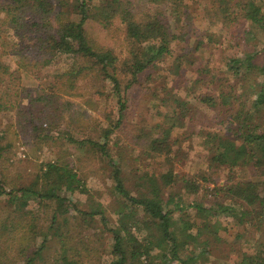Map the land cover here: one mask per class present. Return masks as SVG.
<instances>
[{
  "label": "trees",
  "instance_id": "trees-1",
  "mask_svg": "<svg viewBox=\"0 0 264 264\" xmlns=\"http://www.w3.org/2000/svg\"><path fill=\"white\" fill-rule=\"evenodd\" d=\"M189 1H0V13L6 16L0 19V39L4 42L6 33L16 38L12 49L16 58L14 68L2 61L5 52H0V87L8 92L7 100L0 98V112L13 110L21 114L17 125H27L39 145L52 139L54 143L60 142L62 152L66 149L71 153L69 158L62 156L41 164L38 175L26 187L8 190L0 177V198L7 199L17 216V220L9 224L7 220L0 226V264H84L90 240L85 241L82 233L94 227L98 218L102 231L110 238L112 259L104 264H153L156 251L164 264H199L202 256L209 254L206 241L199 256L189 255L184 259L182 251L189 245L195 247L206 233L220 241L218 233L227 219L238 227L244 226L238 238L244 239L248 232L259 236L253 253L242 251L243 245L238 243L241 264H264V47L234 56L225 55L227 47L222 48V57L214 67L203 69L200 59L189 50L191 42H198L195 53L208 50L218 43L215 40L218 34L198 32ZM211 4L216 7L218 21L226 31L245 26L246 42L258 34L264 35V0H211ZM94 23L107 31L122 30L129 47L126 60L120 63L113 50L96 45L88 33V25ZM184 43H188L184 53L175 55V47L181 48ZM167 59H173L169 69L173 78L163 90L172 111L150 134L139 130L133 143L144 148L142 151L148 157L170 158L178 144V139L172 137L173 129L183 127L188 112L194 108L188 98L196 99L194 92L182 100L174 91L184 84L183 64L189 60L191 64L200 62V76L194 83L197 86L207 83L215 88L212 93L200 95V102L212 110L221 108L231 118L227 133L217 130L201 133L210 144L206 151L208 170L216 175V171L227 169L228 174L224 183L206 187L205 197L211 199L207 207L194 202L187 204L179 193L164 197L163 191L182 182L185 193L195 196L203 189V183L211 182L205 175H199L201 183L192 177L179 179L173 171L160 176L144 173L131 184L137 188V195H132V187L127 186L129 176L123 171L122 149L117 156L113 151L120 141V138L113 140V135L123 126L127 110L122 78L127 79V91L140 83L142 76L151 80L147 72L159 69ZM59 60L67 63V67L56 70L48 86L22 85L24 75L38 80L45 69ZM224 67L229 74L222 77L220 72ZM87 78L100 83V91L111 87L118 100L117 120H111L98 139L84 135L78 124L81 120L78 116L83 113L74 111V104L68 99ZM259 78L263 81L256 83ZM250 95L253 96L249 98ZM41 115L45 118L40 119ZM3 139L0 137V142ZM2 151L0 146V156ZM88 151L98 155L110 170L113 192L129 210L116 214L119 220L126 218L128 222L122 220L109 226L104 206L92 201L93 196L75 163L80 161L81 153ZM244 171H250L252 176H242ZM77 195L86 196V209ZM31 204L37 208H30ZM188 209H196L204 219L195 235L186 233L194 224L173 217L175 213L185 214ZM71 220L78 221L80 226L73 229ZM143 232L145 235H141ZM8 236L9 241L16 243L14 253L8 251L7 245L3 247ZM54 250L55 254L51 255Z\"/></svg>",
  "mask_w": 264,
  "mask_h": 264
},
{
  "label": "rangeland",
  "instance_id": "rangeland-1",
  "mask_svg": "<svg viewBox=\"0 0 264 264\" xmlns=\"http://www.w3.org/2000/svg\"><path fill=\"white\" fill-rule=\"evenodd\" d=\"M190 4L192 5L190 13L194 16V23L198 32L211 31L218 34V37L215 39L218 42L217 44H212L208 50L204 48L205 50L202 49L197 53L193 50L198 42L196 40L188 42H191L189 50H191L192 55H197V59H200L199 61L202 62L203 69L206 70L209 67H214V64L217 63L216 61L222 57V48L225 49L227 47L225 55L234 56L255 49L259 51L264 47V35L261 34L256 35L254 40H250V42L245 41V26L237 27L230 32L226 31L222 27L221 22L218 21L217 10L211 4V0H191L189 1ZM0 19H6V16L0 13ZM88 33L96 45L113 50L120 63L126 60L129 47L124 39L122 30L112 28L107 31L94 23L88 25ZM233 35H235L234 38ZM3 37L5 39L4 42L0 39V52H5L2 61L14 68L16 66V58L13 57L12 49L14 48L13 43L16 41V38L13 34L8 33L3 34ZM217 38L219 39L217 40ZM188 43L180 45L181 48L179 46L175 47V55L183 54ZM30 45H33V43ZM263 59L264 56L262 57ZM172 62L173 59H167L159 65V69H150L146 75H151V80H146V76H142L140 83L135 84L127 91H125L127 79L122 78L124 90L122 92L127 100V110L125 111L123 126L113 135V140L120 138L119 145L113 151L117 156L118 152L120 153V148L122 149L120 155L124 161L123 171L125 175L129 176L130 181L127 182V186L132 187V195H137V188L131 184L144 173L160 176L173 171L174 175L179 179L181 177H192L193 179H198L200 182L202 180L199 178V175H205L211 182L203 183V189L195 196L185 193L182 182L175 183L163 191H165L164 197H167L171 193H179L180 197L185 199V203L194 202L207 207L211 203V199L205 197L206 187H214L215 183H224L228 174L227 169L216 171V175L208 170L206 151L210 149V144L205 137H201V133L213 130L227 133L231 118L225 116L221 108L212 110L208 105L200 102L198 98L200 95L215 91V88L207 83H200L198 86L194 83L200 76V62L195 61L191 64V60H189L183 64L181 71L183 73L184 84L180 89L174 91L182 100H186L187 95L194 92L196 99L188 98L194 108L188 112L183 124L184 126L173 129L172 137L178 139V144L175 145L174 153L170 158L148 157L142 151L144 148L137 143V145L133 143V139L139 130H144L150 134L152 128L157 124L162 125L165 115L172 111V106L168 103V98H166L163 90L164 87L168 86L171 78H173V75L169 72ZM66 67L67 63L59 60L55 65L53 63L51 67L45 69L38 80L24 75L22 85L30 88L36 87L39 84L48 86L53 81L56 70H61V68L66 69ZM221 70L222 77L229 74L225 67ZM212 71L214 72V68H212ZM261 81H263V78L257 79L256 83H260ZM98 85L102 86L96 80L87 78L80 83L79 90L68 98L74 104V111L78 112L81 110L80 112L83 113L82 115L78 114V117L81 119H79L78 124L82 126L80 129L83 128L85 136L95 139L101 134L102 129L110 124L111 120L112 122L117 120L116 109L118 100L114 97L112 88L106 86L100 91ZM97 91H100V93H97ZM7 93L5 87H0V98L2 100H7ZM251 96L253 95H250L249 98ZM64 98L67 99V97ZM53 114L54 112L51 113V115ZM21 116V114H17L13 110L0 112V137H4L3 141L1 140L0 142V146L3 148L1 152L2 156H0V177L3 179L4 184H7L8 190L12 188L20 189L30 185L38 175L41 164L54 161L62 156L64 159L71 156L70 151L65 149L62 152L60 150V142L54 143L52 139L48 144L40 143L39 145L35 139L36 136L32 134L30 128L26 127L27 125H17V121H19ZM39 117L40 119L45 118L43 115ZM51 136H54V134H51ZM78 158L80 161L75 162L76 168L81 178L86 181L90 195L93 196L92 201H97L104 206L109 226H114L117 222L120 224L122 220L128 222L129 220L126 218L119 220V216L116 214L120 210L125 211V213H128L129 210L124 207L123 201L113 192L110 170L107 165L100 161L101 159L98 155L90 151L81 153ZM249 174L250 171H244L241 175L246 177L252 176V174ZM77 197L83 201L81 203L83 204V208L86 209L87 204L84 203L85 199H87L85 198L86 196L77 195ZM30 208L36 209L37 205L31 204ZM13 210L14 207L9 205L5 197L0 198V226L7 220H9L7 224L13 220H17V216ZM137 213L139 217L141 212L138 211ZM173 217L177 221L181 218L194 224L195 227L186 232L192 233V235L197 233V228L201 227L204 221L196 209H188L185 214L175 213ZM29 220L30 218L27 219V221ZM71 224L73 229H77L80 226V223L78 224V221L74 220H71ZM222 227L218 233L220 241L209 238L210 233H206L203 237L199 238V244H195V247L189 245L183 250L181 257L186 259L189 255L199 256L200 251L206 246L203 242L206 241L208 243L206 250L209 254L208 256H202V264H241V251L239 252V249L236 248L238 243H242V251L249 253L252 250L253 253L259 236H252L248 232L245 234L244 239L243 237L238 238V235H242L244 226L238 227L230 219L225 220ZM96 233L99 235V238H97ZM133 233L137 235L138 232L133 230ZM82 234L85 237V241L90 240V250L84 253V264H104L106 260L112 259L109 253L111 249L109 234L102 231V224L99 218L94 227L85 229ZM141 235H145V233L143 232ZM6 240L8 243L4 242L3 247L7 245L9 247L8 251L14 253L16 243L9 241L11 240L9 236ZM50 254H55V250ZM14 256L15 254L12 257ZM153 256V264H164L159 251L154 252ZM201 261L199 264H201Z\"/></svg>",
  "mask_w": 264,
  "mask_h": 264
}]
</instances>
